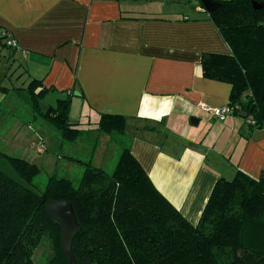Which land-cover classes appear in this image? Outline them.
I'll use <instances>...</instances> for the list:
<instances>
[{
    "label": "crops",
    "instance_id": "1",
    "mask_svg": "<svg viewBox=\"0 0 264 264\" xmlns=\"http://www.w3.org/2000/svg\"><path fill=\"white\" fill-rule=\"evenodd\" d=\"M0 30L18 45L0 39L7 89L0 91V166L7 171L2 155L41 167L54 164L57 148L80 149L62 142L44 117L36 128L16 115L15 94L29 101L25 88L38 81L49 90L38 98L44 112L71 91L80 94L70 97L68 123L92 153L99 115L124 117L131 155L192 226L219 178L264 172V129L249 130L240 116L218 121L201 108L227 104L231 86L202 76L203 54L230 50L198 0H0ZM100 143L98 152L110 156L107 137Z\"/></svg>",
    "mask_w": 264,
    "mask_h": 264
},
{
    "label": "trees",
    "instance_id": "2",
    "mask_svg": "<svg viewBox=\"0 0 264 264\" xmlns=\"http://www.w3.org/2000/svg\"><path fill=\"white\" fill-rule=\"evenodd\" d=\"M214 1L220 6L210 20L230 53L203 54L202 76L229 84L228 104L239 107L233 116L246 113L243 120L253 121L249 130L264 129V6L252 7L264 0ZM25 90L35 105L49 91L38 81ZM73 92L42 114L62 142L80 133L68 123ZM125 125L120 115H99L97 130L127 144L111 174L86 163L77 185L53 176L35 192L40 169L2 155L20 182L0 171V264H35L34 251L44 240L51 248L45 264H68L60 229L45 210L50 201L69 202L80 226L71 248L75 264H264V172L258 179L239 170L230 180L219 178L192 226L131 155Z\"/></svg>",
    "mask_w": 264,
    "mask_h": 264
},
{
    "label": "rangeland",
    "instance_id": "3",
    "mask_svg": "<svg viewBox=\"0 0 264 264\" xmlns=\"http://www.w3.org/2000/svg\"><path fill=\"white\" fill-rule=\"evenodd\" d=\"M187 13H189L188 10H185ZM0 32H3L4 34H7L4 30H0ZM9 48V47H8ZM16 50V48H11ZM21 88V86H18ZM25 94L28 97L29 101H26L25 98L21 95L18 96L15 94L13 98V103L15 104L16 100V115L26 119L30 125H33V127L39 128V126H45V122L43 121L42 114L44 113L39 106L35 105L34 102L30 99V96L27 92ZM37 99V103H38ZM225 105H229L228 103ZM231 106V105H229ZM236 107V106H231ZM238 107V106H237ZM6 108L3 106L1 108V111L5 110ZM239 111V107L238 110ZM235 111V112H236ZM240 116V114H239ZM241 117V116H240ZM243 118V117H242ZM201 119V118H200ZM203 122H204V118ZM246 120L245 122L247 123ZM190 122V121H189ZM202 122V123H203ZM98 134H100V138L98 140H94L91 143L90 148L93 149V153L89 149H85L81 146L79 137L74 141L75 144H77L80 149L78 152H72L67 153L66 148L61 150L56 149V152H54V164L52 166L43 165L38 166L40 169V173L36 180H34V188H32L35 192H39L42 190L45 185L48 182V179L56 176L57 178H65L71 181L74 185H77L84 169V165L86 163H94L97 165V167H100L102 170H104L107 174H111L115 164L118 160L119 154L121 152V148L123 145H126L127 143L124 140H121V138H118L116 135H108L106 133L100 132L99 130ZM58 134V133H57ZM107 137V143L108 148L110 150V156H108L105 152V150H100L98 152V148L100 143V140L102 138ZM128 137V136H127ZM123 142L125 144H123ZM69 143V142H67ZM128 143H129V137H128ZM89 150V151H88ZM85 153V154H84ZM60 155V159L57 160V155ZM114 154V155H113ZM94 155V160H93ZM13 157V156H9ZM73 159L76 161L74 165L70 166V159ZM79 160L81 162H79ZM57 161V165H56ZM92 161V163H91ZM0 171H2L5 175L8 177L20 182V179L17 177V175L13 171H7L3 166H0ZM51 256V248L48 241L44 240L42 243L38 246V248L34 251L33 254V262L35 264H45L46 260Z\"/></svg>",
    "mask_w": 264,
    "mask_h": 264
},
{
    "label": "water",
    "instance_id": "4",
    "mask_svg": "<svg viewBox=\"0 0 264 264\" xmlns=\"http://www.w3.org/2000/svg\"><path fill=\"white\" fill-rule=\"evenodd\" d=\"M198 2L202 6L203 11L207 14H211L220 6V3L214 0H198ZM263 6V3H258L256 1L252 2L254 10H259ZM73 94L74 96L80 95L76 91H74ZM240 116L245 117L246 113L242 112ZM189 121L193 125H196L198 122L194 117H191ZM45 210L51 220L55 222L60 229V248L67 257L68 264H75L71 248L75 235L80 231V226L76 221L71 204L67 201H50L46 205Z\"/></svg>",
    "mask_w": 264,
    "mask_h": 264
},
{
    "label": "built area",
    "instance_id": "5",
    "mask_svg": "<svg viewBox=\"0 0 264 264\" xmlns=\"http://www.w3.org/2000/svg\"><path fill=\"white\" fill-rule=\"evenodd\" d=\"M0 37L4 39V44L6 47L16 48V49L18 48L16 40L13 39L8 34H4L3 32H0ZM201 108L207 111L208 113H210L211 116L218 121H224L227 117L233 116L234 112L238 110L237 106L231 107L229 105H223V106L216 107V108H208L206 106H201ZM247 124L252 125L253 121H247ZM41 149H43L42 146H41Z\"/></svg>",
    "mask_w": 264,
    "mask_h": 264
}]
</instances>
